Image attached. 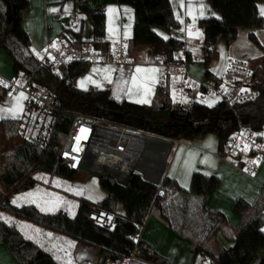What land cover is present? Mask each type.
Instances as JSON below:
<instances>
[{
    "label": "trees",
    "instance_id": "1",
    "mask_svg": "<svg viewBox=\"0 0 264 264\" xmlns=\"http://www.w3.org/2000/svg\"><path fill=\"white\" fill-rule=\"evenodd\" d=\"M77 11L87 16L94 28V43L106 35V15L102 9H94L89 0H73ZM121 5L133 8L135 23L133 46L164 45L168 57L184 48L183 41L175 38L163 39L156 31L169 32L178 24L170 0H118ZM221 18L206 17L199 21L205 30L203 47L205 76L217 79L209 70L217 45L225 40L234 43L239 29L264 27V19L257 8L264 0H208ZM28 0H0V50L12 61L16 76L27 74L44 86L59 102L60 115L70 123L73 115L82 114L95 120L125 126L170 140H197L208 135L218 138L219 155L233 132L240 127L259 130L264 125V77L259 85V96L254 101L228 105L219 102L213 107L194 102L187 109L174 107L170 97H163V104L157 106L137 105L119 102L108 90L82 91L73 87L71 80L88 72L90 62H74L64 77L41 66L31 50L30 38L24 27V12L29 9ZM250 39L260 46L253 36ZM83 43L81 33L76 34L74 44ZM99 46V45H98ZM189 59V56L187 57ZM6 94L0 96V102ZM19 121H0L4 135H17ZM55 172L56 175L74 180L77 173L63 164H57L55 151L41 149L28 143H21L12 150L0 153V209L19 218H25L45 227L60 231L72 238L101 248V255L109 261L120 262L135 249L136 257L149 264H171L160 256L150 244L136 238L145 224L151 210H159L169 229L180 239L187 240L197 254L212 258L217 264H264V205L258 209L252 220L245 225L234 246L221 250H208V243L226 222L222 212H211L207 208L210 194L218 187L217 176H206L196 172L188 190L180 187L174 179L164 177L160 186L146 182L140 173H133L126 187L118 185L108 176L100 180L107 196L97 202L81 199L74 218L60 211L54 214L41 213L35 206L20 208L11 204L13 196L26 192L36 185L32 172ZM160 179V180H161ZM159 180V181H160ZM158 183V181H155ZM175 195V196H174ZM121 203L124 214L118 215V222L112 231H107L90 220L95 210L117 211ZM250 205L237 200L234 210L244 214ZM0 244L8 247L16 264H57L54 259L32 241L26 240L15 225L0 220ZM193 263V261H192ZM191 263V264H192Z\"/></svg>",
    "mask_w": 264,
    "mask_h": 264
},
{
    "label": "crops",
    "instance_id": "2",
    "mask_svg": "<svg viewBox=\"0 0 264 264\" xmlns=\"http://www.w3.org/2000/svg\"><path fill=\"white\" fill-rule=\"evenodd\" d=\"M28 1L30 7L24 12V27L30 38L31 50L38 59L40 51L46 49L51 42L60 36H66L74 42L76 34L81 33L83 42L94 41L92 23L86 15L77 11L73 0ZM170 3L178 24L172 27L169 32L156 29L157 33L163 39L167 37V39L175 38L183 41L184 48L175 52L173 59L182 58L187 59L188 62L193 60V57L195 58L194 54L196 52L198 54L195 55H198V58L195 59L200 60V55L204 59L205 30L198 23L201 19L210 16L220 19V13L214 9L208 0H170ZM89 4L94 9H102L106 15V35L103 38V44L101 47L97 46L98 48L108 50L111 44L120 37L132 41L135 23L132 7L121 5L118 0H89ZM261 7H264V2L257 4L258 12L264 19V15L260 13ZM110 8L116 11L109 13ZM52 9H56V11H52ZM201 12H203V15H201ZM75 15H78V21L74 19ZM194 17L195 19H193ZM197 33H200V35L197 36ZM251 35L259 41L260 46H257L250 39ZM166 56H168V50L164 45L132 46L128 59L121 65L114 66L100 61L91 62L88 72L76 76L71 80V83L73 87L82 91L108 90L112 97L119 102L155 106L163 99V94H165L159 89L161 75L160 68L156 66L155 61ZM242 57H249L256 68V72L261 78L264 77V27L239 29L238 37L231 45H228L223 39L220 40L209 70L216 78H219L225 73L230 60ZM202 62L200 60L199 63L193 61L187 64L189 78L192 83H195L194 79H207L205 76L206 70H201L200 73L196 74V69ZM138 67L145 70L156 69L157 71L137 73L136 68ZM105 69L109 71L106 72ZM0 76L9 80L16 76L12 61L3 50H0ZM133 76L136 77L135 86L132 83ZM89 77L91 79H87ZM81 81L85 82L83 87L80 86ZM174 84H178V86ZM143 85L151 87V92L146 93ZM171 85H174L173 88L176 91L180 90V95L183 94V91L179 82L172 81L166 93L172 101L170 96ZM129 89H131V92H129ZM193 91H197V96L204 99L198 90ZM189 97L191 98V96ZM141 99H147L149 102H135ZM194 102L202 104L197 99L191 102L189 107ZM174 107L183 108L180 105ZM22 114L23 111L19 114V118L14 119L6 116L5 119L19 121ZM0 128V137L3 138L2 126ZM212 136L208 135L193 141L179 140V143L171 149L169 156V147L160 146V150L157 151V158L144 168L151 174L154 181L163 178L166 171L165 177L174 179L180 187L186 190L190 188L192 176L196 172L206 176L215 175L218 177V187L210 194L207 208L211 212L224 213L227 220L206 247L208 250L215 251L234 246L241 229L252 220L256 211L264 205V158L258 173L254 177H250L240 172L231 163L220 161L219 141L217 136L215 138ZM21 143L18 137L10 140L4 138V142L0 144V152L11 150ZM171 158L172 161L169 164ZM31 176L36 180L35 187L26 192L15 194L11 200L14 207L20 208L33 205L44 214H54L62 211L69 217L74 218L81 199L97 203L107 196L105 192L104 198L96 202L88 199L85 195L77 197L78 200L74 201L77 206L71 214L66 210V207L67 205L69 207L67 202L73 200V197L68 194L67 184L62 181V177L56 175L55 172L45 173L40 171L32 172ZM2 190L6 193L5 189ZM28 193H32V196H28ZM18 197L21 199H17ZM239 199L250 205V209L244 214H239L234 210V205ZM116 213L118 215L124 214L121 203L117 204ZM0 220L8 225H15L26 240L32 241L48 253L57 264H108L109 260L101 255L99 246L76 240L60 231L25 218H19L5 210L4 217ZM141 229H143L142 233ZM262 230H264V226ZM138 239L150 244L160 256L168 259L171 264H191L192 261V264H212L205 262L204 256L201 254H197L193 260L190 243L187 240L180 239L169 229L167 222L161 217L159 210L156 208L151 210L145 224L140 228ZM0 264H16L14 256L4 244H0ZM130 264L149 263L137 258V261Z\"/></svg>",
    "mask_w": 264,
    "mask_h": 264
},
{
    "label": "built area",
    "instance_id": "3",
    "mask_svg": "<svg viewBox=\"0 0 264 264\" xmlns=\"http://www.w3.org/2000/svg\"><path fill=\"white\" fill-rule=\"evenodd\" d=\"M74 19L78 21V15H75ZM103 41V38H100L95 43L85 42L81 46H76L66 36H60L46 49L40 51V64L45 69L64 77L74 62L100 61L118 66L128 59L133 46L131 39L120 37L108 50L97 47L98 45L101 47ZM53 44L56 47H52ZM193 61L200 62L199 59ZM187 63V59H170L168 56L156 59L155 64L160 68L161 75L159 89L163 93H167L168 86L173 81L180 83L183 93L187 96H191L193 90H198L202 98L216 97L220 102L231 106L254 101L259 96L258 87L262 83V78L256 72L251 59L242 57L230 60L221 77L206 79L203 84L190 81ZM0 81L3 82L0 83V96L22 92L27 97L17 128V137L22 143L55 151L57 164H63L78 175L103 174L106 177L111 176L118 185L126 187L130 174L138 172L146 182L161 185L163 178L156 183L147 170H139L136 164L141 157L146 158L148 153H156L161 145L169 147V156L171 149L179 140H167L82 114L73 115L68 123L60 115L56 97L44 86L37 84L31 76L22 73L10 80L0 76ZM81 129L85 131L82 132ZM77 137L80 138L78 141ZM140 139L146 140L147 145L138 144ZM263 158L264 125L259 130L240 127L231 134L224 153L219 155L220 161L231 163L250 177L258 173ZM133 163L136 164L132 166ZM127 166L131 170L125 174L124 168ZM89 218L102 229L112 231L119 216L108 210H95L90 213ZM138 241L136 238V242ZM135 261L137 257L134 249L129 250V255L124 260L108 261V264H130ZM204 261L216 263L208 256H204Z\"/></svg>",
    "mask_w": 264,
    "mask_h": 264
},
{
    "label": "rangeland",
    "instance_id": "4",
    "mask_svg": "<svg viewBox=\"0 0 264 264\" xmlns=\"http://www.w3.org/2000/svg\"><path fill=\"white\" fill-rule=\"evenodd\" d=\"M195 54H198V53L196 52ZM195 54H194L195 58H198V55H195ZM195 58L193 57V60ZM245 58L249 59V57H245ZM202 59L203 58L200 55V60H201V62L202 61L203 62L201 63L200 66L197 67L196 74L198 72L200 73L201 70H206V66L204 64V59L203 60ZM193 60L188 61V63H192ZM194 82L195 83H199V84H203L204 80H202V79H197V80L194 79ZM174 85L178 86V84H174ZM174 85L170 86L171 87L170 96L172 98V103H173L174 106L180 105L183 108H188L189 104L191 102H193V101H196L197 99L199 101H201V103L203 105H206V106H208V103H212L211 107H213L217 103H219V99L216 98V97L207 96V97H204V99L199 98L197 96L198 95L197 91H193V93L191 95V98L189 96L185 95V93H183L185 96L183 94L180 95L181 94L180 90L178 89V91H176L173 88ZM19 94H20L19 92H11L10 94H6L3 97L2 101L0 102V109H11V108H13L16 105L15 97H18ZM163 95L165 96L166 94H163ZM23 103H24V99L21 100L22 106H23ZM162 104H163V99L159 103H156L155 106L159 107ZM6 116L12 117V113L10 111H0V120L1 119H5ZM143 133L146 134V132H143ZM3 135H4V132H3ZM212 137L215 138L216 136L213 135ZM4 138H5V140H10V139L17 138V135L14 136V137H11V138H7L5 135L3 136V138L0 137V144H2V142H4ZM8 151H10V150L8 149V150H5V151L0 152V153H5V152H8ZM156 155H157V152L156 153H148L146 155V158L142 157V159L136 165V167L139 168L141 171L142 170L144 171L145 170L144 167L147 166L149 163L153 162L155 158H157ZM171 161H172V158L170 159L169 164H171ZM141 162H142V164H141ZM135 173H138V172H135ZM165 174H166V171H165V173L163 175V178L165 177ZM62 181H64L67 184L66 185L67 186V192H68V194L72 195V197H73V200H71L70 202H67V204H69V207H68V205L66 207V210H68V212H71V214H72V210H74L76 208V206H77V203L74 202V201L78 200L77 197H82L83 195H85L86 197H88V199L94 200L96 202L97 200H101L102 198H104L103 196L106 195L105 191L102 189V187L100 185V182H99L98 178H96L93 175L87 176V175H84V174H79V175H77L76 179H74L73 181L65 179V178H63ZM0 187L3 189L1 184H0ZM74 196H76V198H74ZM3 217H4V210L0 209V218H3ZM142 230L143 229H141V233H142Z\"/></svg>",
    "mask_w": 264,
    "mask_h": 264
},
{
    "label": "snow or ice",
    "instance_id": "5",
    "mask_svg": "<svg viewBox=\"0 0 264 264\" xmlns=\"http://www.w3.org/2000/svg\"><path fill=\"white\" fill-rule=\"evenodd\" d=\"M52 11H56V9H52ZM109 13H112V12H114V11H116L115 9H113V8H110L109 10ZM260 13H261V15H264V7H261L260 8ZM189 14H191V13H189ZM201 15H203V12H201ZM193 19H195V17L193 18ZM181 23H183V21H181ZM190 35H191V33H189ZM200 35V33H197V36H199ZM165 39H167V37H165ZM52 47H56V45L55 44H53L52 45ZM105 71L107 72V71H109L108 69H105ZM145 71H151V72H155V71H157L156 69H151V70H145V69H141V68H136V72L137 73H140V72H145ZM106 79H107V77H105ZM87 79H91L90 77L89 78H87ZM109 82H111L110 80H109ZM0 83H3L2 81H0ZM84 81H81L80 82V86L81 87H83L84 86ZM132 83H133V85L135 86L136 85V77L135 76H133L132 77ZM5 87H7V85L5 84L4 85ZM144 87H145V91H146V93L147 92H151V87H148L147 85H143ZM97 87H99V85H97ZM86 90V89H85ZM243 91V90H242ZM129 92H131V89H129ZM15 99H16V105L13 107V108H11V109H0V111H10L11 113H12V117L15 119V118H19V114L20 113H22V111H23V106H22V104H21V100L22 99H27V97H25L24 96V93H20L19 94V96L18 97H15ZM135 102H137V103H148L149 101L147 100V99H141V100H137V101H135ZM208 106L209 107H211L212 106V103H208ZM81 131L83 132V131H85L84 129H81ZM77 139V141L80 139L79 137H77L76 138ZM245 150H247V145L245 146ZM253 163H255V161H253ZM28 196H32V193H28L27 194ZM17 199H21L20 197H18ZM15 202V201H14ZM43 210V209H42ZM262 231H264V230H262Z\"/></svg>",
    "mask_w": 264,
    "mask_h": 264
},
{
    "label": "bare ground",
    "instance_id": "6",
    "mask_svg": "<svg viewBox=\"0 0 264 264\" xmlns=\"http://www.w3.org/2000/svg\"><path fill=\"white\" fill-rule=\"evenodd\" d=\"M143 143H145V145H147V142H146V140H139L138 141V144H142L143 145ZM161 146H164V145H161ZM142 158V157H141ZM140 162V160L138 161V163ZM136 163H133V164H131L132 166H134ZM137 165V164H136ZM131 170V168H129V166H127V167H125L124 168V173L125 174H127L129 171ZM140 170V169H139ZM159 182V181H158ZM157 183V182H156Z\"/></svg>",
    "mask_w": 264,
    "mask_h": 264
},
{
    "label": "water",
    "instance_id": "7",
    "mask_svg": "<svg viewBox=\"0 0 264 264\" xmlns=\"http://www.w3.org/2000/svg\"><path fill=\"white\" fill-rule=\"evenodd\" d=\"M93 176H95L96 178H98L99 180H102V179H105L106 178V176L105 175H103V174H98V173H91ZM133 173H131L130 174V176H129V179H128V183H129V181H130V178H131V175H132ZM128 185V184H127ZM126 185V186H127ZM122 187H125V186H122ZM117 222H118V220H117Z\"/></svg>",
    "mask_w": 264,
    "mask_h": 264
}]
</instances>
